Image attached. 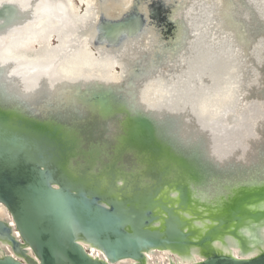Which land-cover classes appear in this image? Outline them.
Masks as SVG:
<instances>
[{
  "label": "water",
  "instance_id": "obj_1",
  "mask_svg": "<svg viewBox=\"0 0 264 264\" xmlns=\"http://www.w3.org/2000/svg\"><path fill=\"white\" fill-rule=\"evenodd\" d=\"M169 1L132 0L117 17L101 12L90 21L95 47L138 38L148 20L172 28L171 9L181 4ZM239 1L256 15L252 34L263 32L260 0ZM35 17L22 3L0 1V205L8 213L0 219V250L7 244L14 252H0V264H160L150 262L152 252L185 264H264V139L253 146L254 163L215 158L220 137L244 130L243 107L258 94L264 100V65L255 73L261 81L244 72L243 107L227 109L209 129L197 115H159L140 104L134 80L147 68L138 61L125 84L80 79L51 93L40 74L48 78L55 64L8 56L23 37L15 29ZM32 70L41 78L37 101L21 89ZM185 120L203 132L185 135ZM228 140L218 147L230 149L236 141Z\"/></svg>",
  "mask_w": 264,
  "mask_h": 264
},
{
  "label": "bare ground",
  "instance_id": "obj_2",
  "mask_svg": "<svg viewBox=\"0 0 264 264\" xmlns=\"http://www.w3.org/2000/svg\"><path fill=\"white\" fill-rule=\"evenodd\" d=\"M11 1L22 3L23 11H32L37 21L31 22L30 26L15 29L23 37L8 48L10 53L7 54L9 58L11 55L23 58V55L29 53L30 57L25 60L29 65L55 64L54 71L47 72L48 78H45V74H40L43 75L42 79L48 80L45 85L51 93L61 83H73L80 79L125 84L128 75L132 73V67L138 61L144 70L147 68L134 80L140 104L159 115H197L211 129V123L221 122L227 109L243 107L242 91L248 94L244 72L257 76V66L264 65V31H254L252 34L259 23L252 13L250 2L244 4L239 0H197L190 8L191 0H176L181 5L177 9H171L173 14L170 17L184 25L187 35L178 54H173L174 52L164 50L168 42L163 28L150 20L138 38L132 41L126 39L121 47L113 48L106 44L95 47L90 21L97 19L101 12L110 17L120 16L129 9L132 0H50L49 3L44 0ZM162 1L165 6L174 3ZM252 1L255 3V0ZM58 3L63 5L61 7L64 14L57 10ZM259 5L264 10V0H260ZM143 7V12L147 14L146 7ZM194 14L198 19L195 20ZM260 16H263L264 22L263 13ZM196 48L202 50L198 52ZM156 53L159 58L155 60L160 59V65H156L158 61H152ZM199 54L206 57L201 59ZM210 55H216L215 63L209 57L206 60ZM196 58L201 60L197 61ZM25 73L32 77H28L29 82L23 83L21 87L24 91L23 98L30 101L35 98V101L41 100V97L32 94L41 79L39 73L33 70ZM253 75H249L251 79ZM259 76L264 79V74ZM257 78L259 79L258 76ZM258 95L243 107L247 108L243 113L247 120L244 130L231 131L229 137H220L218 140L219 144L215 148L217 161L224 163L236 157L246 164L257 161L256 156L253 157L257 153L254 147L264 139V100ZM186 123L183 128L185 135L197 130L195 123L190 126L189 121ZM195 132L200 134L203 131L198 129ZM228 138L236 141L233 140L231 150L223 149L225 143H230ZM218 145L223 146L219 148ZM7 215L6 208L0 205V219L7 218ZM88 249L94 255H101L100 251L92 247ZM0 252L14 254L7 244H1ZM238 253V250H234L235 255L238 256ZM147 256L151 263L169 264L171 260L186 263V260L169 252H152Z\"/></svg>",
  "mask_w": 264,
  "mask_h": 264
},
{
  "label": "rangeland",
  "instance_id": "obj_3",
  "mask_svg": "<svg viewBox=\"0 0 264 264\" xmlns=\"http://www.w3.org/2000/svg\"><path fill=\"white\" fill-rule=\"evenodd\" d=\"M184 4H182L183 6ZM185 6V5H184ZM168 24V23H167ZM172 28L168 29L166 27H163V34L166 38V41L168 44L164 46V49L168 52H171L173 54H178L177 51L182 47L183 45V39L186 36V30L184 28V25H182L178 21H172ZM125 38V37H124ZM120 39L119 43L123 41V39ZM126 40V39H125ZM118 43V44H119ZM168 45V46H167ZM121 47V45H117L116 48Z\"/></svg>",
  "mask_w": 264,
  "mask_h": 264
},
{
  "label": "snow or ice",
  "instance_id": "obj_4",
  "mask_svg": "<svg viewBox=\"0 0 264 264\" xmlns=\"http://www.w3.org/2000/svg\"><path fill=\"white\" fill-rule=\"evenodd\" d=\"M260 235H261V236H264V226H262V227L260 228Z\"/></svg>",
  "mask_w": 264,
  "mask_h": 264
}]
</instances>
